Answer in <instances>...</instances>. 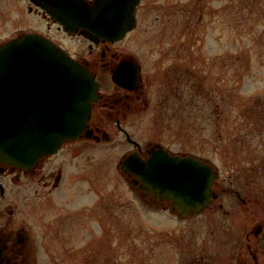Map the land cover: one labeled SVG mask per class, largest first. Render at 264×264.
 Segmentation results:
<instances>
[{
	"label": "rangeland",
	"instance_id": "rangeland-1",
	"mask_svg": "<svg viewBox=\"0 0 264 264\" xmlns=\"http://www.w3.org/2000/svg\"><path fill=\"white\" fill-rule=\"evenodd\" d=\"M27 6L26 0H0V44L32 29ZM145 9L149 20L141 18L126 45L145 64L150 105L143 117L131 119L129 130L214 161L226 187L220 198L225 205L234 204L238 192L256 197V185L245 186L251 175L240 173L243 155L226 150H235L237 134L257 133L251 122L264 120V0H144L140 15ZM191 28L196 41H189ZM106 128L114 140L105 147L82 154L67 146L55 157L78 173L64 182V200L50 211L52 220L64 217V241L50 245L47 264H194L195 255L208 254L227 262L225 231L216 237L204 218L178 220L145 203L119 166L130 146L116 127ZM247 144L258 151L255 160H262L264 140ZM259 178L263 209L264 177ZM213 213L229 226L227 217ZM81 218H96L94 232L80 231Z\"/></svg>",
	"mask_w": 264,
	"mask_h": 264
},
{
	"label": "flooded vegetation",
	"instance_id": "flooded-vegetation-1",
	"mask_svg": "<svg viewBox=\"0 0 264 264\" xmlns=\"http://www.w3.org/2000/svg\"><path fill=\"white\" fill-rule=\"evenodd\" d=\"M26 1L27 10L33 17L31 21L34 23L32 29H28L27 32L45 36L65 53L86 66L99 82L100 88L97 91L98 98L93 102L87 128L77 137L66 139L57 152L40 157L28 168L0 161V264H47L48 258L45 257V253L49 252L50 245L60 240L64 241V217L52 220L53 212L50 211L55 210L64 200V193H61L64 191V182L74 179L77 172L76 169L71 172L66 170L64 159L60 158L56 161L55 157L60 155L67 146H72L75 152L80 151L82 154L85 151H92L93 148L105 147L107 142L114 140L113 135L106 128L109 125L116 127L130 146L122 153L121 158L131 153H137L144 162H150L157 155H167L170 162H176L177 157H190L203 159L206 164L214 165V169L219 172L213 183L215 196L201 211L193 210V213L187 215L180 212L172 201L158 199L156 194L141 188L142 182H136L138 178L134 174L123 173L147 205L148 203L153 206L160 205L171 211L173 217L176 216L178 220L204 218L209 222L207 225L203 220L205 226L210 227V232L216 237L220 236V231H225V235L221 237L230 239L229 260L215 262L212 254L201 257L195 255L194 264H264V207L262 209L259 188L261 179L259 175L262 174L264 177V154L261 155L262 160L260 157L255 160L258 151L252 152L250 145L247 144L254 141L256 137L264 140V120L260 118L254 124L251 122L250 125H255L257 128V133L237 134L235 150H226L228 153L232 152L230 155L233 157L237 154L243 155L240 173L251 175L245 186L248 188L252 184L256 185L254 187L256 191L252 192L256 197H245L238 192L236 202L225 205L220 198L226 187L221 181L222 172L214 161L194 151L175 149L158 139H140L128 128L131 119L143 117L150 105L149 78L145 74V64L129 49L128 46L132 45H126L129 36L142 26L141 18L143 22L149 20L148 9L140 15L144 0H140L136 7V22L130 31L122 38L99 41L81 33L69 32L62 23L50 15L51 4H64V0ZM86 1L91 4L95 2V0ZM60 7L64 10V6L60 5ZM156 17L160 18L159 15ZM146 30L149 32V28ZM22 33L25 32L22 31L18 35ZM188 33L189 41H196L192 37L195 35L192 28ZM249 136L252 137L251 140H247ZM228 139H222V141L226 142ZM226 145L228 147L227 143ZM75 166L78 169V166ZM24 189H26V195ZM79 194L82 195V193ZM215 209L218 214L222 213L223 217L229 219V226H225L223 220L220 223L217 222L218 216L213 213ZM235 215L237 220L234 219ZM94 216H96L95 212ZM77 222L79 227L81 226V232H94L91 223L97 221L96 218H92L86 223V220L81 218ZM196 227H194L195 231ZM207 242L206 239V246H208ZM206 249L209 250V248Z\"/></svg>",
	"mask_w": 264,
	"mask_h": 264
},
{
	"label": "water",
	"instance_id": "water-1",
	"mask_svg": "<svg viewBox=\"0 0 264 264\" xmlns=\"http://www.w3.org/2000/svg\"><path fill=\"white\" fill-rule=\"evenodd\" d=\"M138 2L64 0L51 4L50 15L69 32L93 40L120 38L133 27ZM99 86L90 70L42 35L25 33L0 44V161L28 168L81 134ZM166 156L144 162L131 153L123 157L121 169L180 212L201 211L215 195L218 171L203 160L170 162Z\"/></svg>",
	"mask_w": 264,
	"mask_h": 264
}]
</instances>
